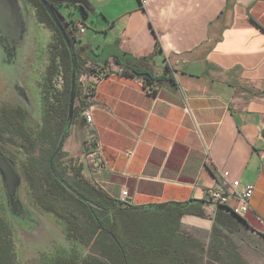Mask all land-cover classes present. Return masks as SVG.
Here are the masks:
<instances>
[{
	"label": "crops",
	"instance_id": "obj_1",
	"mask_svg": "<svg viewBox=\"0 0 264 264\" xmlns=\"http://www.w3.org/2000/svg\"><path fill=\"white\" fill-rule=\"evenodd\" d=\"M87 1L67 7L88 19L69 17L87 26L75 46L90 57L63 161L81 162L114 201L127 191L132 207L183 205L173 243L183 256L225 264L210 253L222 257L230 242L235 264H264V0ZM124 71L152 75V89ZM87 110L101 141L98 172L82 158ZM221 174L255 186L251 211L236 213L232 199L215 219L207 215V192Z\"/></svg>",
	"mask_w": 264,
	"mask_h": 264
},
{
	"label": "trees",
	"instance_id": "obj_2",
	"mask_svg": "<svg viewBox=\"0 0 264 264\" xmlns=\"http://www.w3.org/2000/svg\"><path fill=\"white\" fill-rule=\"evenodd\" d=\"M29 1L37 8L40 22L57 35L52 48L48 87H53L54 74L60 72L65 79L66 88L62 93H52L49 88L47 90L50 95L45 92L46 115L39 135L45 145L44 151H50L49 156L30 157L19 167L14 161L15 168L23 178L22 186L26 184L28 187L31 208L39 215H49L58 220L65 226L69 240H75L93 250L86 257L81 258L74 253L71 259H59V264H199L173 249L174 237L185 211L183 205L151 204L132 207L114 201L89 179L82 164L64 162L62 152L51 166L50 159L61 137L68 136L76 122L74 115L68 121L72 90L75 99L84 104L79 80L85 70L81 68L90 55L87 54L85 59L79 57V61L42 2ZM69 37L71 43L77 41L71 33ZM134 72V75L127 72L125 74L141 77L151 87L154 80L152 75ZM9 113L4 109L0 115V142L4 145V151L16 157L17 145L10 134L23 131L21 122L24 119L17 111L15 118L9 116ZM27 141L28 147L34 152L38 146L36 140ZM11 234L8 223L0 220V264H9L5 263V254L12 247ZM112 235L116 237L118 244ZM210 256L225 264H235L237 253L235 246L226 242L222 257L212 253Z\"/></svg>",
	"mask_w": 264,
	"mask_h": 264
},
{
	"label": "flooded vegetation",
	"instance_id": "obj_3",
	"mask_svg": "<svg viewBox=\"0 0 264 264\" xmlns=\"http://www.w3.org/2000/svg\"><path fill=\"white\" fill-rule=\"evenodd\" d=\"M46 1L49 5L51 12H53L60 21H62V25L65 27V30L67 31L68 34H70L72 32L73 27L75 26L76 21L73 18L69 19L67 16L66 17L68 20H65L59 14V12L61 13L62 8L65 7V4H58L56 0H46ZM21 4H22V8L20 11V15L22 19V25H21L22 34L20 36V39L17 41H13L4 37L0 33V62L4 64V66L6 67L14 68L10 72L4 71L6 69H0L3 72V75L0 77L2 78V81L5 82L4 87L6 86L7 88H10L15 93V98L12 99L10 102L7 100L0 102V115L2 114V111L6 109L10 111L9 116H12L13 118H15L17 111L22 115L24 121H27L28 119H34L37 116H40L42 121H44L46 112L42 104L43 97L45 96V93L43 91L45 90V87L48 86V82L50 79L48 67L50 68L52 65V57L51 55L49 56L50 57L49 63L44 68V73H42L41 67L43 66L44 63H43V57L41 56L42 55L40 50L41 46L38 41L37 27L45 26V25H43L40 22L38 18L37 8L33 5L32 2H30L29 0H21ZM67 21H70L71 23ZM24 49H27L28 52L27 51L24 52ZM69 49L72 51L73 55L77 56V59L79 60L80 56L75 52L76 51L75 43H71ZM30 59H34L37 61V68L35 70H32L30 68L29 65ZM21 60L24 61V63H21L20 62ZM14 66H16V68ZM52 83L55 87L54 79ZM65 84H66L65 79L63 78V74H61L59 78L60 89H58L57 91H60L62 93L66 88ZM81 106H82L81 102L75 99L74 109H73L74 117L77 116L78 110ZM65 138L67 141L68 136H65ZM3 146H4L3 143L0 142V154H2L5 158H7L9 162L15 167V163L12 158L13 155L10 152L4 151L2 148ZM61 152L63 153L64 151ZM0 180L3 182L2 178ZM21 188L22 185L19 188L18 197L16 198L17 204L19 205L16 211L10 205L8 198L5 195L6 204H5V200H4V204L6 207L4 206V209L6 212V216L10 211L12 217V218L10 217L11 218L10 223L11 225H15V228L17 229L20 228V233L23 231L21 230V227L23 228L26 227L27 228L26 230L28 231V229H30L32 226L35 225H40V231L43 232V230H46V227L41 224V220L39 219L40 215L37 214L31 208L28 200L24 202L20 197ZM24 213H27V216L24 215ZM11 225L9 224V227ZM10 228L13 229V227ZM53 228L54 229L52 233L54 234L55 227ZM21 234L22 237H24L23 234L25 233H21ZM36 235L39 234L37 233ZM44 263L45 262H43V264Z\"/></svg>",
	"mask_w": 264,
	"mask_h": 264
},
{
	"label": "rangeland",
	"instance_id": "obj_4",
	"mask_svg": "<svg viewBox=\"0 0 264 264\" xmlns=\"http://www.w3.org/2000/svg\"><path fill=\"white\" fill-rule=\"evenodd\" d=\"M62 13L65 14V16L69 17V14L74 17L75 19L81 18L82 20H88L86 17H83V15L80 12H76L75 10H68L65 7L61 10ZM88 24V23H87ZM38 41L41 46V56L43 57V66L41 67V72L44 73V68L49 63V56L52 54V48L53 45L56 42L57 35L50 30L49 28H46L45 26H38ZM89 35L93 33V28L90 26L89 29ZM27 49H24V52H26ZM28 52V51H27ZM27 54V53H26ZM20 55V54H19ZM21 63H24V61H20ZM30 68L32 70H35L37 68V61L34 59H30L29 61ZM16 68V66H14ZM0 69H6L4 71H12L14 68H9L4 66L0 62ZM10 69V70H9ZM48 69H50L48 67ZM3 75V72L0 70V76ZM61 76L60 72H55L54 74V82L55 87H45L44 93L46 92L48 95V88L49 91L52 93H56L59 88V78ZM40 79V78H39ZM38 80V79H37ZM36 80V81H37ZM35 81V82H36ZM5 82L2 81V78L0 77V102L2 101H11L15 98V93L6 86L4 87ZM42 102V101H41ZM45 98L43 97V106L45 108ZM21 128L23 129L22 132L19 134H10V137L13 139L16 146V152L15 155L12 156L13 160L18 164L17 166H21L26 160H28L30 157H39V155H46L49 156L50 151L47 152L44 151V144L41 142L40 138V129L42 127L43 121L40 118V116L35 117L34 119H28L27 121L21 122ZM15 129V128H14ZM16 130V129H15ZM14 132H17L15 131ZM27 139L36 140L37 148L36 150L31 151L28 147V141ZM72 140V129L70 130V133L68 135V142H71ZM67 144H65L63 151L65 150ZM78 165L82 164L81 162H77ZM1 179V176H0ZM6 192L4 189L3 182L0 180V220L6 221V223L11 220V213L8 212V215L6 216V212L4 209V206L6 204V198H5ZM20 197L24 202L28 200V187L26 184H24L20 191ZM5 200V204H4ZM6 207V206H5ZM11 217V218H10ZM39 219L41 220V224L46 227V230H43V232L40 231V225L32 226L28 231L26 230V227H21V230H23L21 233L24 237H22V234L20 233V228H15V225H11L10 227H13L12 234L10 236L12 247L9 250V253L5 254V263L9 264H59L58 260H66L71 259V255L74 253H77L81 258L86 257L90 252L93 253V250H90L89 248H86L82 244H79L75 242V240H69L68 236L66 234L65 226L62 225V223L58 222V220L54 219L53 217L49 215H40ZM8 221V222H7ZM12 222V221H11ZM8 224V225H9ZM53 227H55V235L52 233ZM15 229V230H14ZM39 235H36V234ZM68 240V241H67ZM7 257V258H6ZM66 257V258H65ZM73 257V256H72Z\"/></svg>",
	"mask_w": 264,
	"mask_h": 264
},
{
	"label": "built area",
	"instance_id": "obj_5",
	"mask_svg": "<svg viewBox=\"0 0 264 264\" xmlns=\"http://www.w3.org/2000/svg\"><path fill=\"white\" fill-rule=\"evenodd\" d=\"M142 4L145 6L150 0H141ZM87 31V26L85 23L79 21L74 26L71 34L74 38L85 34ZM107 74L101 73L97 78L85 87V95L88 97H93L97 91V87L101 80L105 79ZM185 112L193 116V109L190 107L188 102L184 108ZM85 120L87 122L86 133H85V152L83 154V159L87 162L92 163L93 170L96 172L101 171L104 167L103 159L101 157V141L99 134L95 129V124L93 120V115L91 110L85 112ZM222 182L218 183L213 188L209 189L208 200L205 203V211L207 215L213 219L217 217L218 210L225 206H231V200L235 199L237 206L234 211L240 215H245L251 211V200L255 191V186L252 184L242 185L239 180H234L232 182H227L226 174H221ZM128 197L127 191H123L122 197L120 199L121 203H125ZM261 222L264 224V220Z\"/></svg>",
	"mask_w": 264,
	"mask_h": 264
},
{
	"label": "water",
	"instance_id": "obj_6",
	"mask_svg": "<svg viewBox=\"0 0 264 264\" xmlns=\"http://www.w3.org/2000/svg\"><path fill=\"white\" fill-rule=\"evenodd\" d=\"M40 1L51 15L53 21L55 22L60 32L62 33L65 42L70 47L71 41L69 34L65 30V27L62 25L61 21L57 18V16H55V14L51 12L47 1L46 0H40ZM56 2L58 4H65L66 9L67 7L70 6H76V7L79 6L81 7V9H83V7L86 6H90V3L87 0H56ZM21 8H22L21 0H0V33L4 37L13 41L19 40L22 34L21 31L22 19L20 15ZM59 14L62 16L63 19L68 20L64 13L59 12ZM70 16L71 15L69 14V17ZM67 22L71 23L70 21ZM73 78H75V73L73 74ZM74 102H75V96H74V90H72L68 121H71L73 117ZM65 141H66L65 136H62L56 151L54 152L53 156L50 159L51 166L55 158L60 154L61 151H63ZM0 176L4 183V189L8 201L10 205L13 207V209L16 211L19 206L17 204L16 198L18 197L19 188L23 183V178L18 173L16 168L2 154H0ZM24 215L27 216V213H24ZM112 238L118 244V241L114 235H112Z\"/></svg>",
	"mask_w": 264,
	"mask_h": 264
}]
</instances>
